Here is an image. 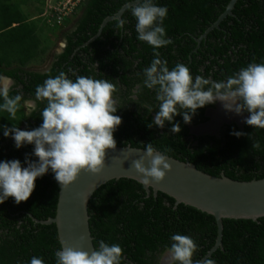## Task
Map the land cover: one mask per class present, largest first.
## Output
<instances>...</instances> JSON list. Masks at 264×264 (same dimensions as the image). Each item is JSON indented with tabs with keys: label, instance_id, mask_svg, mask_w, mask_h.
<instances>
[{
	"label": "trees",
	"instance_id": "trees-1",
	"mask_svg": "<svg viewBox=\"0 0 264 264\" xmlns=\"http://www.w3.org/2000/svg\"><path fill=\"white\" fill-rule=\"evenodd\" d=\"M130 1L133 0H84L62 26L49 27L39 16L40 4L36 6L37 14L29 17L25 5L32 0H23L22 5L16 0H0V75L14 81L10 95L35 99L36 86L49 76L65 72L74 80L70 70L80 76L107 79L119 89L115 97L121 107L115 115L121 117L122 123L113 133L118 146L144 149L146 143H151L164 155L191 162L212 176L224 174L237 181L264 178V129L244 124L241 130L235 125L223 127L219 137L189 133L188 125L206 121L204 113L211 104L198 109L191 123L185 124L182 115L175 116L173 123L181 126L179 134L170 132L172 125L167 121L163 128L147 127L158 111L156 93L143 86L144 69L154 59L153 47L137 39L130 7L121 15L126 20L122 29L113 19L99 31L106 17L114 16ZM229 1L153 0L168 9L163 27L172 43L155 51L167 61L170 70L183 63L193 78L200 75L221 81L249 63H264V0H237L231 14L202 37ZM77 15L73 28L65 30V23ZM60 31L65 47L53 55L48 69L28 68L47 53L45 43ZM145 104L153 107L152 113L143 107ZM45 106L46 102L37 101L32 116L27 117L21 108L15 119L0 111V125L11 128L14 124L21 130L39 127L43 122L39 112ZM233 130L245 135L237 138L230 134ZM255 142L258 148L252 147ZM33 148L30 144L15 148L11 134L4 137L0 128V161L18 159L26 166V154L33 161L37 159L30 155ZM52 178L54 174L49 169L35 180L27 201L16 204L9 197L0 204V264H30L33 256L42 258L45 264H55V253L61 249L56 227L34 221L55 215L58 186ZM88 215L94 248L101 240L119 244L123 249L122 264H159L163 254L168 253L171 236L177 233L197 242L194 261L211 258L215 264H264V217L257 221L222 219L221 246L207 256L216 243L214 217L183 204L174 206V200L161 192L154 196L150 191L147 195L142 185L132 179L111 180L100 186L88 202Z\"/></svg>",
	"mask_w": 264,
	"mask_h": 264
},
{
	"label": "clouds",
	"instance_id": "clouds-1",
	"mask_svg": "<svg viewBox=\"0 0 264 264\" xmlns=\"http://www.w3.org/2000/svg\"><path fill=\"white\" fill-rule=\"evenodd\" d=\"M130 11L136 21L137 39L154 49V59L143 72V86L156 93L158 111L147 127L163 128L167 121L172 125L170 132L179 134L181 126L179 122L173 123L175 116L182 115L185 124L191 123L198 109L219 101L226 112L238 116L247 112L249 115L243 121L246 125L264 129V63H249L221 81L200 75L193 78L189 67L183 63H177L170 70L167 61L160 59V53L155 51L172 43L166 38L163 27L167 7L157 6L153 0H138ZM125 23L126 20L119 19L117 28L122 29ZM61 41L59 51L65 47V41ZM70 71L74 80L65 72L49 76L36 86L35 99L29 100L21 94L10 95L14 81L0 75L3 101L0 111L12 119L21 108L25 109L27 117L32 116L31 113L37 110V101L46 102L39 112L43 121L39 127L21 130L14 124L11 128L0 125L4 137L11 134L15 148L34 145L30 155L37 158L33 161L26 154V166L18 159L0 161V204L9 197L16 204L27 201L34 191L35 180L49 169L61 189L72 184L82 170L98 174L104 167L106 150L116 148L113 133L122 123L121 117L115 115L121 107L115 97L119 91L117 85L107 79L80 76ZM143 107L149 113L153 112L151 105ZM230 134L237 138L245 135L235 130ZM259 146L258 142L252 144V147ZM144 151L145 156L134 160L132 168L143 177L144 184L160 183L171 170L166 156L155 154L151 143L145 144ZM171 241L167 249L170 264H215L211 258L193 260L199 246L192 237L177 233L171 236ZM122 259V247L103 240L91 253L63 246L55 253V264H122ZM30 264H45V261L33 256Z\"/></svg>",
	"mask_w": 264,
	"mask_h": 264
},
{
	"label": "water",
	"instance_id": "water-1",
	"mask_svg": "<svg viewBox=\"0 0 264 264\" xmlns=\"http://www.w3.org/2000/svg\"><path fill=\"white\" fill-rule=\"evenodd\" d=\"M237 0H230L223 13L205 31L202 37L218 24L231 10ZM138 0L124 4L114 16L106 17L101 28L113 19H121L122 13L128 7L134 6ZM199 41V39H198ZM209 108L205 112L207 120L195 126H188L191 134L203 135L208 132H216L220 125L236 123L242 127L246 115H241L239 120L222 119L212 122V113L219 110ZM158 155H164L156 150ZM145 156L144 149L134 148L130 145L118 146L114 150H106V159L103 169L98 174L81 171L76 180L67 188H60L59 183L52 178L58 186V199L55 215L43 224H54L57 231L58 241L62 247H73L91 253L95 248L89 229L88 202L93 193L103 184L111 180L121 178L132 179L140 183L147 193L152 191L156 196L161 192L174 200V206L183 204L193 207L201 212L214 217L217 226V237L214 247L209 251V256L218 246H221L222 219H247L257 221L264 217V178L249 181H237L221 174L219 177L212 176L198 170L191 162L180 161L166 156V162L170 165V171L160 183L144 184L143 177L132 168V162ZM148 159H145V167Z\"/></svg>",
	"mask_w": 264,
	"mask_h": 264
},
{
	"label": "built area",
	"instance_id": "built-area-1",
	"mask_svg": "<svg viewBox=\"0 0 264 264\" xmlns=\"http://www.w3.org/2000/svg\"><path fill=\"white\" fill-rule=\"evenodd\" d=\"M43 6L40 17L49 27L62 26L64 19L73 17L84 0H37Z\"/></svg>",
	"mask_w": 264,
	"mask_h": 264
},
{
	"label": "rangeland",
	"instance_id": "rangeland-1",
	"mask_svg": "<svg viewBox=\"0 0 264 264\" xmlns=\"http://www.w3.org/2000/svg\"><path fill=\"white\" fill-rule=\"evenodd\" d=\"M16 2L20 5L24 4L23 0H16ZM39 5L38 1L28 2L26 3V12L29 14V17L34 16L37 14L36 6ZM41 6V5H39ZM41 10H43V6H41ZM74 16V15H73ZM77 17L79 15L75 16L73 19L70 20L69 23H65V30H70L73 28L74 23L76 22ZM47 33V32H44ZM56 34V33H55ZM48 35V34H47ZM53 35H50L49 37L52 38ZM61 31L57 33L56 37H54L52 40H48L45 44L49 47L47 53L41 55V59H37L35 62H32L29 64L28 68H33L35 70H47L49 65L51 64V61L53 59V55L57 54L59 51V45L62 42L61 41ZM61 52V51H59ZM218 120L224 119V114L222 113V116H217Z\"/></svg>",
	"mask_w": 264,
	"mask_h": 264
},
{
	"label": "flooded vegetation",
	"instance_id": "flooded-vegetation-1",
	"mask_svg": "<svg viewBox=\"0 0 264 264\" xmlns=\"http://www.w3.org/2000/svg\"><path fill=\"white\" fill-rule=\"evenodd\" d=\"M58 53H59V51H58ZM217 102L216 103H214V104H211V106L210 107H208L207 109H209V108H212V109H214V110H216L217 109ZM206 109V110H207ZM206 110H205V112H206ZM222 113L224 114V119H234V120H239L240 119V117H241V115H235L234 113H231V112H226L224 109H223V107H222V105H221V103L219 102V110L217 111V112H215V113H212V118H213V120H212V122L211 123H213V122H217V121H220V120H218L217 119V116H222ZM205 115V114H204ZM243 115L245 116L246 115V117L249 115L247 112H244L243 113ZM245 119V118H244ZM245 123L243 122V125H244ZM228 125H235L238 129H242L243 128V125H242V127H239L236 123H230V124H222V125H220V127L218 128V130L216 131V132H213V131H211V132H208L207 134L208 135H210V136H215V137H219L220 136V130L223 128V127H225V126H228ZM188 126H190V125H188ZM189 133H190V131H189ZM191 134V133H190ZM194 135V134H193ZM203 135H205V134H203ZM195 136H198V135H195ZM159 264H169L170 263V261H169V257H168V253H164L163 254V256L160 258V260H159V262H158Z\"/></svg>",
	"mask_w": 264,
	"mask_h": 264
},
{
	"label": "bare ground",
	"instance_id": "bare-ground-1",
	"mask_svg": "<svg viewBox=\"0 0 264 264\" xmlns=\"http://www.w3.org/2000/svg\"><path fill=\"white\" fill-rule=\"evenodd\" d=\"M218 119V118H217Z\"/></svg>",
	"mask_w": 264,
	"mask_h": 264
}]
</instances>
